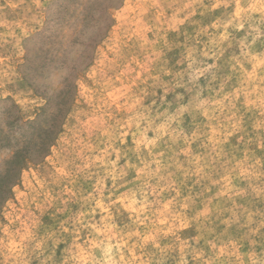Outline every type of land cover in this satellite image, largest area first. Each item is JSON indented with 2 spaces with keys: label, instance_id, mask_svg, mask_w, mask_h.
I'll list each match as a JSON object with an SVG mask.
<instances>
[{
  "label": "rangeland",
  "instance_id": "374dc122",
  "mask_svg": "<svg viewBox=\"0 0 264 264\" xmlns=\"http://www.w3.org/2000/svg\"><path fill=\"white\" fill-rule=\"evenodd\" d=\"M0 264H264V0H0Z\"/></svg>",
  "mask_w": 264,
  "mask_h": 264
}]
</instances>
